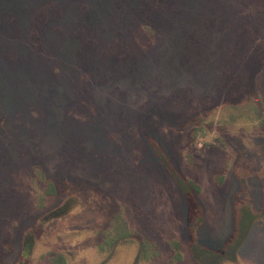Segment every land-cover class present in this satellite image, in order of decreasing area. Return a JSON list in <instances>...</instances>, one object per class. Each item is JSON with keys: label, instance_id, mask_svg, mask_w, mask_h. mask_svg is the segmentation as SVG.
<instances>
[{"label": "rangeland", "instance_id": "374dc122", "mask_svg": "<svg viewBox=\"0 0 264 264\" xmlns=\"http://www.w3.org/2000/svg\"><path fill=\"white\" fill-rule=\"evenodd\" d=\"M60 255L264 264V0H0V264Z\"/></svg>", "mask_w": 264, "mask_h": 264}, {"label": "trees", "instance_id": "16d2710c", "mask_svg": "<svg viewBox=\"0 0 264 264\" xmlns=\"http://www.w3.org/2000/svg\"><path fill=\"white\" fill-rule=\"evenodd\" d=\"M173 179L175 180L176 184L180 188V190L183 192V194L186 196V198L191 202L193 200V195L201 192V184L197 183L191 179H188L187 177L179 175V173H172ZM221 181L218 180V183H221ZM170 245L175 247V258L178 260L182 259V254L180 253L179 248L177 247V243L170 242ZM198 257V254H197ZM62 255L58 256L56 259L58 260V264H64L65 260ZM55 260V259H54Z\"/></svg>", "mask_w": 264, "mask_h": 264}]
</instances>
